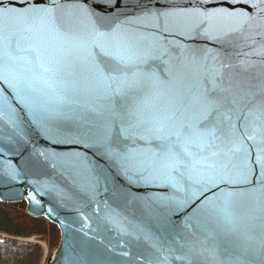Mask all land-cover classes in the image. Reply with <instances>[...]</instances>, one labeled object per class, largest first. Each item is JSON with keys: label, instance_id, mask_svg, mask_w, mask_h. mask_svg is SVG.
<instances>
[{"label": "water", "instance_id": "1", "mask_svg": "<svg viewBox=\"0 0 264 264\" xmlns=\"http://www.w3.org/2000/svg\"><path fill=\"white\" fill-rule=\"evenodd\" d=\"M81 2L94 15L89 18L71 10L67 15L75 22L70 38L41 24L37 36L24 42L32 43L45 62H61L74 89L68 94L72 104H60L55 94L29 88L31 73L23 60L14 65L0 60V202H24L29 215L57 227L58 245L44 264H188L176 259L183 252L177 241L187 239L204 240L209 248L219 243L221 256L231 255L232 264H247L251 256L245 247L264 240V194L249 191L264 187V119L249 117L247 129L239 130L247 153H222L191 173L169 178L154 163L151 145L141 140L109 144L95 118H74L77 105L99 104L86 79L90 60L82 47L93 22L106 28L120 24L144 37L145 47L162 42L169 55L158 62L161 74L169 66L185 63L186 86L192 91L218 64L219 41L196 32L188 33L187 39L180 35L153 39V33L131 23L138 12L136 0ZM20 3L2 0L0 9L19 8ZM236 7L245 15L214 22L219 32L230 33L234 44L227 62L243 61L254 65L250 72L264 73V0ZM33 87L43 89L39 84ZM164 103L159 96L151 97L146 110L154 105L162 108ZM237 123H245L244 114ZM225 170L234 180L244 174L255 183L213 186L202 179L208 172ZM225 199L230 200L231 222L218 211ZM192 264L216 262L209 257Z\"/></svg>", "mask_w": 264, "mask_h": 264}, {"label": "snow or ice", "instance_id": "2", "mask_svg": "<svg viewBox=\"0 0 264 264\" xmlns=\"http://www.w3.org/2000/svg\"><path fill=\"white\" fill-rule=\"evenodd\" d=\"M224 3L231 7H223ZM240 4L248 5L249 0H184V3L136 0L138 12L131 23L140 24L153 33V39L168 35L187 39L188 33L196 32L219 41L218 64L212 67L210 74H204L195 91L186 86L185 63L169 66L161 74L158 62L169 55L162 50V42L157 41L159 46L156 47H145L144 37L125 31L120 24L106 28L93 22L91 34L82 42V47L90 60V75L86 79L89 87L96 90L99 104L77 105L79 111H74V118H95L109 144L141 140L151 145L149 151L154 163L163 168L169 178L191 173L198 164L222 153L225 156L233 151L247 153L239 130L247 129L249 117L264 119V73L250 72L254 65L243 61L237 65L227 62L229 49L234 44L228 39L230 33L219 32L214 23L219 17L244 16V9L236 7ZM71 10L89 18L94 15L81 0H71V3L68 0H21L19 8L0 9V48L3 49L0 60L9 65L23 60L31 73L28 87L42 91L43 95L55 94L60 104L73 103L68 94L74 89L65 79V68L58 60L45 62L32 43L24 45V42L37 36L41 24L65 39L70 38L75 22L67 15ZM34 84L42 85L43 89L33 87ZM154 96L164 99L163 107L154 105L146 110V101ZM161 112L164 115H158ZM241 114H244L243 124L237 123ZM224 167L226 169L227 165ZM202 179L213 186L255 183V180L248 181L244 174L234 180L226 170L208 172ZM249 191L264 194V187ZM196 195L194 192L193 198ZM232 195L227 193L228 197ZM218 211L224 221L231 222L230 200L225 199ZM177 243L183 252L176 259L188 264L209 257L216 264H232L231 255H220L219 243L211 248L199 239ZM245 252L251 256L247 264H264V240L255 246H246Z\"/></svg>", "mask_w": 264, "mask_h": 264}, {"label": "trees", "instance_id": "3", "mask_svg": "<svg viewBox=\"0 0 264 264\" xmlns=\"http://www.w3.org/2000/svg\"><path fill=\"white\" fill-rule=\"evenodd\" d=\"M31 237L44 242L46 249L27 240ZM58 241L57 227L29 215L24 202H0V264H44Z\"/></svg>", "mask_w": 264, "mask_h": 264}, {"label": "rangeland", "instance_id": "4", "mask_svg": "<svg viewBox=\"0 0 264 264\" xmlns=\"http://www.w3.org/2000/svg\"><path fill=\"white\" fill-rule=\"evenodd\" d=\"M27 240H28V241L36 242V243L40 244L44 249H46L44 242L40 241L39 239H36V238H34V237H31V238H29V239H27Z\"/></svg>", "mask_w": 264, "mask_h": 264}]
</instances>
